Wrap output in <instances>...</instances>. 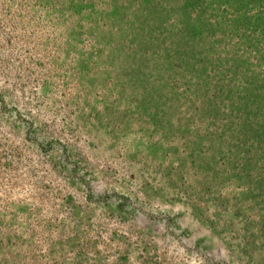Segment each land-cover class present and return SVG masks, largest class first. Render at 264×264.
Returning <instances> with one entry per match:
<instances>
[{
  "label": "rangeland",
  "instance_id": "rangeland-1",
  "mask_svg": "<svg viewBox=\"0 0 264 264\" xmlns=\"http://www.w3.org/2000/svg\"><path fill=\"white\" fill-rule=\"evenodd\" d=\"M0 264H264V0H0Z\"/></svg>",
  "mask_w": 264,
  "mask_h": 264
}]
</instances>
